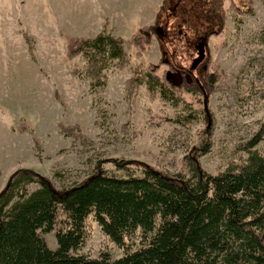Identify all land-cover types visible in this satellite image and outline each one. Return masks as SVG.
<instances>
[{"label": "rangeland", "instance_id": "374dc122", "mask_svg": "<svg viewBox=\"0 0 264 264\" xmlns=\"http://www.w3.org/2000/svg\"><path fill=\"white\" fill-rule=\"evenodd\" d=\"M166 1L0 0V192L21 168L65 189L100 167L121 178L142 176L135 162L176 174L195 158L218 175L247 159L244 148L264 128V0H226L222 33L220 25L208 39L179 28L167 13L141 53L129 43L142 28L156 24ZM175 4L172 0L170 6ZM104 29L125 41L129 62L124 68L114 63L104 72L106 80L93 85L84 57L68 58V39H93ZM201 42L206 59L195 77H203L207 62L210 72L218 67L225 75L211 96L182 93L196 120L175 123L192 111L150 96L145 87L130 93L127 82L137 67L159 66L161 77L171 65L192 71ZM208 124L211 150L203 154L198 150L208 143ZM60 125L79 127L76 137L65 135ZM256 149L264 156V140ZM115 160L133 163L120 169ZM86 228L81 255L124 256L93 217ZM43 237L52 250L58 248L55 232Z\"/></svg>", "mask_w": 264, "mask_h": 264}, {"label": "trees", "instance_id": "16d2710c", "mask_svg": "<svg viewBox=\"0 0 264 264\" xmlns=\"http://www.w3.org/2000/svg\"><path fill=\"white\" fill-rule=\"evenodd\" d=\"M171 1L162 6L156 24L142 28L130 45L145 52L167 13L179 28L193 29L204 39L218 33L220 25L222 33L226 0H176L174 7ZM232 8L241 11L235 4ZM67 56L84 57L93 85L106 80L104 72L114 63L124 68L129 62L125 41L106 29L93 39L69 38ZM206 67L200 79L176 65L162 77L159 66L137 67L127 88L132 93L145 87L150 96L191 110L182 93L211 96L225 75L218 67L210 72V62ZM204 113L209 114L207 105ZM196 119L192 111L175 123L188 125ZM207 126L208 143L198 150L203 154L211 150L213 130ZM60 127L73 137L79 130ZM263 140L264 128L244 148L247 159L218 175L206 172L195 158L176 174L135 162L142 176L121 178L100 167L83 182L57 189L37 171L18 169L0 192V264H264V156L256 149ZM114 163L126 169L133 162ZM90 217L125 251L123 257L79 253ZM53 232L56 250L43 237Z\"/></svg>", "mask_w": 264, "mask_h": 264}, {"label": "water", "instance_id": "95a60500", "mask_svg": "<svg viewBox=\"0 0 264 264\" xmlns=\"http://www.w3.org/2000/svg\"><path fill=\"white\" fill-rule=\"evenodd\" d=\"M160 35L163 37L164 35V32H163V29L160 28ZM182 33V32H181ZM196 50H197V58L195 59L194 63H193V66H192V71H195L198 66L204 62V60L206 59V49H205V43L204 42H201L197 47H196Z\"/></svg>", "mask_w": 264, "mask_h": 264}]
</instances>
